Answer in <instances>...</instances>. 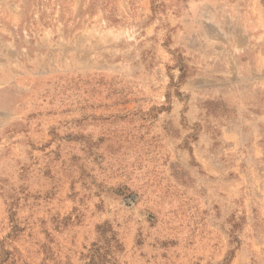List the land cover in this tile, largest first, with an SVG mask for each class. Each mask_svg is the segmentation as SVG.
Instances as JSON below:
<instances>
[{
	"label": "rangeland",
	"instance_id": "1",
	"mask_svg": "<svg viewBox=\"0 0 264 264\" xmlns=\"http://www.w3.org/2000/svg\"><path fill=\"white\" fill-rule=\"evenodd\" d=\"M0 264H264V0H0Z\"/></svg>",
	"mask_w": 264,
	"mask_h": 264
}]
</instances>
